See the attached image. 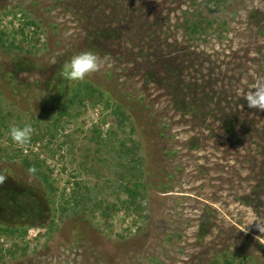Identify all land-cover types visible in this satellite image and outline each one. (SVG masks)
Wrapping results in <instances>:
<instances>
[{
	"label": "rangeland",
	"instance_id": "rangeland-1",
	"mask_svg": "<svg viewBox=\"0 0 264 264\" xmlns=\"http://www.w3.org/2000/svg\"><path fill=\"white\" fill-rule=\"evenodd\" d=\"M89 50L108 66L63 79ZM261 77L264 0H0V190L41 208L0 192V264H264L241 231L264 219V111L244 100Z\"/></svg>",
	"mask_w": 264,
	"mask_h": 264
},
{
	"label": "clouds",
	"instance_id": "clouds-1",
	"mask_svg": "<svg viewBox=\"0 0 264 264\" xmlns=\"http://www.w3.org/2000/svg\"><path fill=\"white\" fill-rule=\"evenodd\" d=\"M109 59V57H102L91 50L81 52L63 64L60 76L69 82H83L87 77L101 72L108 66ZM244 100L249 109L264 111V77L255 79L250 90L244 95ZM34 133L35 129L31 124H24L23 126L12 124L7 135L14 144L24 147L31 143ZM36 171L35 167H30L28 169L29 176L34 177ZM7 179V174L0 172V186H3ZM252 226L260 233V235L255 236V239L264 245V219L253 218L247 228L241 231L247 232Z\"/></svg>",
	"mask_w": 264,
	"mask_h": 264
},
{
	"label": "trees",
	"instance_id": "trees-1",
	"mask_svg": "<svg viewBox=\"0 0 264 264\" xmlns=\"http://www.w3.org/2000/svg\"><path fill=\"white\" fill-rule=\"evenodd\" d=\"M219 2V1H218ZM201 21H204V19H201L199 21H193L192 24L189 26V28L194 31V32H202L204 31V25L201 23ZM82 84V83H80ZM88 85V84H87ZM87 88L89 87L86 86ZM90 94V93H87ZM114 113L117 114L120 124L123 125L127 119L129 118L126 110L124 109V107L121 104H117L115 106V110ZM63 115V112H62ZM61 116V113H60ZM59 118V117H58ZM57 118V120H59ZM123 149H125L124 152H126L127 154L130 153V151H134L137 153L138 150V145L137 144H132L129 147H126L125 145H122ZM121 149V151L123 150ZM125 164V163H123ZM40 166L41 163L39 161L35 162V168H36V172L42 174V172L40 171ZM125 166L127 167V164H125ZM121 177L123 178L124 175ZM132 180V179H131ZM128 180L127 182L124 183V189L126 191V193L128 194V198L125 200V203H127L130 208H134V209H139L141 206V202H139L140 198L144 197V193L142 192L141 187L143 185L142 181L139 180ZM6 190H0V192H3L5 195H7L8 197H6V201H4V204H6L7 206H12L14 203V201H18L19 204L22 208L25 207L27 208V206H25L24 202L26 203V205H30L31 207L35 208V216H39L40 215V203L38 201V199L35 196V201L34 198L32 196H30V192L29 191H25V193H23V197L21 198L20 195H16V192L14 191V189L9 188L8 186H6L5 188ZM14 192V193H13ZM10 210V208H9ZM38 221H34L32 222V224H37ZM43 224V223H40ZM3 229L7 230V231H14L13 229H9V227H2ZM4 255L0 254V258H3ZM233 260V259H232ZM219 262H221V260L219 258L215 259L214 264H220ZM230 262V261H228Z\"/></svg>",
	"mask_w": 264,
	"mask_h": 264
}]
</instances>
